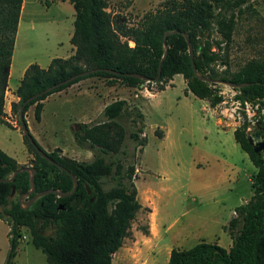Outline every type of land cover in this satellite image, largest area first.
<instances>
[{
    "label": "trees",
    "instance_id": "1",
    "mask_svg": "<svg viewBox=\"0 0 264 264\" xmlns=\"http://www.w3.org/2000/svg\"><path fill=\"white\" fill-rule=\"evenodd\" d=\"M22 1L0 0V123L10 127L4 111L5 92ZM55 1H69L74 7V30L69 40L74 51L65 58H52L47 67L35 62L26 67L15 90L18 101L11 102L10 110L11 116H17L23 142L34 158L29 165L20 164L0 148V179L8 178L20 167L33 166L35 193L46 189L70 192L73 181L68 172L77 179L78 186L73 194L60 197L48 193L23 207L18 195L30 188L28 172H18L12 181L0 182V219L9 226V248L3 264H13L23 226L28 228L30 242L44 254L48 264H112L114 253L130 235L131 223L139 210H149L142 208L138 200L136 169L134 163H127L123 145L127 133L120 123L124 116L129 117L135 129L128 136L143 148L147 141L143 136L144 115L125 99H116L101 110L103 120L80 122L73 141L79 148L87 146L93 150L90 160L76 161L57 149L46 151L31 134L52 163L36 152L22 131L19 112L23 103L69 76L98 69L31 100L24 106L25 120L30 106H34V118L39 121L46 96L89 77L102 78L108 86L140 87L145 81H153L158 90H163L169 79L181 74L186 83L185 93L191 92L213 108L224 99L213 80L235 85L247 83L239 89L232 87L239 93L236 99L241 103L260 101L264 105V57L251 58L231 72L227 57L220 54L222 46L232 41L238 15L245 7H251L250 0H165L134 23L127 22L121 12L109 11V0L44 3L49 6ZM213 32L219 38H211ZM165 33L168 49L162 59ZM185 33L193 50L192 59ZM193 62L197 74L209 78V82L198 79ZM219 64L225 68L219 70ZM248 126L245 119L233 130V137L256 168L251 175L253 194L234 208V217L223 227L231 238V246L198 241L187 249L172 248L167 264H264V155L249 142L252 135L264 137L262 115L251 135ZM154 134L158 138L163 136L158 128ZM107 184L111 186L105 188ZM33 194L23 199L28 200ZM47 227L52 228V233L45 232Z\"/></svg>",
    "mask_w": 264,
    "mask_h": 264
},
{
    "label": "rangeland",
    "instance_id": "2",
    "mask_svg": "<svg viewBox=\"0 0 264 264\" xmlns=\"http://www.w3.org/2000/svg\"><path fill=\"white\" fill-rule=\"evenodd\" d=\"M44 1H26L27 16H23L22 23L28 30L23 35V43L31 55L42 56L54 51L56 42L65 41L66 22H62L65 10L58 3L46 6ZM164 1L109 0V11L121 12L127 22L134 23L145 12L156 10ZM249 3L251 7H243L238 15L232 41L222 46L220 51L222 56L227 57L231 72H236L251 58L264 57V0H250ZM211 38L219 37L213 32ZM132 44L130 41L128 46ZM57 48L63 47L58 45ZM217 68L221 70L225 66L219 64ZM91 79L100 82L103 90L108 87L102 78ZM172 81V85L163 90H158V84L153 81H145L141 85L142 90L160 91L139 109L144 115V134L147 138L143 148L128 136V132L135 129L129 117L124 116L120 120L127 133L123 141L127 163H134L136 169L138 200L142 208L146 206L150 211L139 210L131 223L130 235L123 239V246L114 253L112 264H167L166 252L172 248L187 249L198 241L209 243L216 238L221 243L218 244L226 248L231 238L222 224L234 217V208L247 202L253 194L251 175L256 168L235 144L233 130L246 119L249 123L247 132L251 135L261 120L264 105L260 101L241 103L236 99L239 93L220 82L218 88L224 99L213 108L193 94L185 93L186 83L182 75L178 74ZM14 83L12 77L10 84ZM129 88L134 91L139 89ZM100 94L103 96L104 93L101 91ZM105 95L102 97V108L117 94L114 90L105 92ZM122 95L130 99L133 93ZM76 107L73 102L48 103L40 126L48 142L67 149L63 155L76 161L90 160L93 150L83 146L79 151L73 141L79 124H74L79 118ZM33 109L32 105L26 112L27 125L31 127L34 124ZM7 118L14 120L20 128L17 116ZM103 119L100 112L91 122ZM5 125H0V137L13 150L20 152L24 148L21 139L12 127ZM157 128L164 133L160 139L154 134ZM251 138L254 143L264 139L263 136L256 138L253 135ZM47 149L54 150L53 145ZM25 150L26 157H20L24 163L20 164L29 165L34 157L26 145ZM262 153L264 155V150ZM110 186L107 184L105 188ZM145 195L149 197L146 199ZM154 223H157L160 239L150 242L146 236L153 233ZM7 227L8 224L0 220V264L5 262L9 248ZM20 231L22 237L13 264H48L44 254L29 242L28 228L23 226ZM45 232L52 233V228L47 227ZM23 235L26 237L23 238ZM143 250L138 260V253Z\"/></svg>",
    "mask_w": 264,
    "mask_h": 264
},
{
    "label": "crops",
    "instance_id": "3",
    "mask_svg": "<svg viewBox=\"0 0 264 264\" xmlns=\"http://www.w3.org/2000/svg\"><path fill=\"white\" fill-rule=\"evenodd\" d=\"M27 0L22 1V6H21V11H20V16H19V21H18V26H17V31H16V36H15V41H14V48H13V53H12V58H11V64L9 68V76H8V87L5 92V104H4V111L7 116H11V102L13 101H18V97L15 94V90L18 87L20 80L23 77L24 71L26 67L31 64V63H37L41 67H47L49 62L51 61L52 58L54 57H68L71 55L74 51L73 46L70 44V37L73 34L74 30V21H75V14H74V7L69 1H55L51 2L52 3H58L61 8H63L66 12L65 19L62 20V22H66V36H65V43L63 41L56 42V45H61L63 48H57L55 47L54 51H50L49 53H46L42 56L38 55H31L30 52H28V49L25 47L23 43V35L27 33L28 27L23 25V16H27ZM53 19V18H51ZM65 45H64V44ZM178 75V74H177ZM175 75V76H177ZM181 75V74H179ZM174 76V77H175ZM14 77V84H10L11 78ZM93 77L89 78H83L80 79L78 83L71 84L68 87L59 90L57 92H53L46 96L43 100V108L41 111V118L39 121H37L35 118H33L34 124H31V126L28 125V128L31 132V134L34 136V138L37 140V142L46 150L48 146L53 145L54 149L60 150L62 154H65L67 149L65 150L64 148H61L59 146H55L54 143L48 142V140L45 138V134L43 131V128L40 126L41 120H42V113L46 108V105L50 102L54 103H70L73 102L77 107L76 109L78 110L79 118L74 124H80V122H91L93 121L96 117L100 115L101 110L110 104L113 100L116 99H125L128 104H133L134 106L138 107V110L140 107L145 103L146 100H150L152 97H155V95L160 92H149L146 88L142 90V86L139 87L137 91H134V89L129 88V87H124L120 85L119 87L116 86V84L112 86H108L105 88L107 89H101L100 88V82L94 81L91 79ZM173 77L171 80L169 79L168 85L165 86V89L169 86L172 85ZM116 91L117 95H114V99L112 101L107 102L103 105V108L101 107V102H102V97H106V93H110L112 91ZM103 92V96H101L100 92ZM123 93H133V96L129 99L126 96L122 95ZM191 93V92H189ZM192 94V93H191ZM140 111V110H139ZM141 113V112H140ZM143 114V113H141ZM28 118V117H26ZM7 120H9L7 118ZM220 120V119H219ZM9 122L12 124V129L13 131L17 132L18 137L21 139L22 144H23V149L18 152L12 149V146H10L8 143H6L2 137H0V148L6 152L8 155L14 157L17 159L19 163H24L22 160H20V157L23 159L26 157V150H25V144L23 142V136L20 131V128L17 126L16 122L10 121ZM4 123H0V125ZM222 124V123H221ZM6 126V125H5ZM163 132V131H162ZM145 135V134H144ZM164 135V133H163ZM163 137V136H162ZM160 139V138H159ZM236 143V142H235ZM82 148L79 149V151ZM87 150H85L86 152ZM248 156V155H247ZM138 191V190H137ZM149 196L145 195L144 198H148ZM230 219V218H229ZM229 219L222 224V227L227 225ZM1 220V219H0ZM155 221V220H154ZM6 223V222H5ZM157 223H154V231L152 234L146 236L147 239H149L150 242L153 240H159L160 239V232L158 230L157 232ZM9 230V226L7 227V232ZM219 238L214 239V242H218ZM30 242V241H29ZM231 242V240H230ZM232 243V242H231ZM231 243L226 246V248H229L231 246ZM221 244V243H220ZM144 253L143 251H140L138 253L137 257L138 260L141 258L142 254ZM169 253L166 252V256H168L169 259Z\"/></svg>",
    "mask_w": 264,
    "mask_h": 264
},
{
    "label": "water",
    "instance_id": "4",
    "mask_svg": "<svg viewBox=\"0 0 264 264\" xmlns=\"http://www.w3.org/2000/svg\"><path fill=\"white\" fill-rule=\"evenodd\" d=\"M168 33V32H167ZM167 33L164 34V39H163V42H164V45H163V48H165V51H164V54L162 56V59L166 56L167 54V44L165 43V37L167 35ZM171 33V32H169ZM185 36V39L188 43L187 45V48H188V51H189V55H190V58L192 59L193 58V50L191 48V43H190V40H189V36L187 33L184 34ZM161 62L162 60L159 62V66H158V75L157 77L159 76L160 74V70H161ZM193 67H194V72L196 74V76L198 77V79L200 80H203L204 82H209V78L207 79V77H204L203 75H199L197 74V70L195 68V64L193 62ZM95 70H98V69H93V70H90V71H84V72H81L79 75H75V76H69L67 78H65L64 80L56 83V84H53L51 86H49L48 88L38 92L37 94H34L33 96H31L30 98H28L22 105L21 109H20V112H19V119H20V122H21V128H22V131L24 134L27 135V138H28V141L33 145L34 149L36 150V152L43 158H46L47 160H49L50 162L54 163V161L48 157V155H46L42 149H40L38 147V145H36L31 133H30V130L28 128V125H27V122L25 120V115H24V106L26 104H28L31 100L53 90L54 88L58 87L59 85H62L64 83H67V82H70L71 80H75L76 78H78L79 76H82V75H85L89 72H92V71H95ZM135 76H138V74H135ZM139 78L143 79L141 76H138ZM214 82L216 83H220V82H223V81H219V80H213ZM231 87H235L237 89L241 88L242 86H245L247 83H241L240 85H235L233 83H230V82H223ZM262 114V117L264 119V109L263 111L261 112ZM249 142L254 145V150L255 151H263L264 150V139L261 140V141H258L256 143L253 142L252 138L249 139ZM22 171H26L28 172V175H29V182H30V188L29 190L26 192V193H21L18 195V200L20 201V204L23 206V207H28L31 203H33L36 199H38L39 197L43 196V195H46L48 193H54L56 194L57 196H60V197H65L67 195H70V194H73L76 189H77V186H78V181L76 178H74L72 176V174H70V172H68L67 174L70 176V178H72V181H73V189L70 191V192H62L58 189H46V190H42V191H39V192H36L35 193V181H34V177H35V173H36V169L33 167V166H24V167H20L18 168L17 170H15L11 176H9L8 178H5V179H0V182L1 181H5V182H10L14 179L15 175L18 173V172H22ZM34 193V194H33ZM30 194H33L31 196L30 199L28 200H23V198L25 196H29Z\"/></svg>",
    "mask_w": 264,
    "mask_h": 264
},
{
    "label": "built area",
    "instance_id": "5",
    "mask_svg": "<svg viewBox=\"0 0 264 264\" xmlns=\"http://www.w3.org/2000/svg\"><path fill=\"white\" fill-rule=\"evenodd\" d=\"M238 104H239V103H238ZM244 104H248V102L245 101ZM237 118L240 119V116H238ZM21 237H22V236H21ZM25 237H26V236L23 235V238H25Z\"/></svg>",
    "mask_w": 264,
    "mask_h": 264
}]
</instances>
